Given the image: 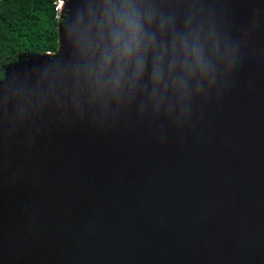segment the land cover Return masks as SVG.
<instances>
[{
  "label": "water",
  "instance_id": "95a60500",
  "mask_svg": "<svg viewBox=\"0 0 264 264\" xmlns=\"http://www.w3.org/2000/svg\"><path fill=\"white\" fill-rule=\"evenodd\" d=\"M82 1H64L57 53L0 80V264H264V0H162L220 47L206 93L158 113L86 74L98 0L42 83Z\"/></svg>",
  "mask_w": 264,
  "mask_h": 264
},
{
  "label": "clouds",
  "instance_id": "9594fccd",
  "mask_svg": "<svg viewBox=\"0 0 264 264\" xmlns=\"http://www.w3.org/2000/svg\"><path fill=\"white\" fill-rule=\"evenodd\" d=\"M98 39L86 74L101 96L154 112L187 107L215 79L220 41L191 9L182 19L162 0H98Z\"/></svg>",
  "mask_w": 264,
  "mask_h": 264
},
{
  "label": "trees",
  "instance_id": "16d2710c",
  "mask_svg": "<svg viewBox=\"0 0 264 264\" xmlns=\"http://www.w3.org/2000/svg\"><path fill=\"white\" fill-rule=\"evenodd\" d=\"M55 1L0 0V80L22 54L58 52L63 20L54 10Z\"/></svg>",
  "mask_w": 264,
  "mask_h": 264
},
{
  "label": "bare ground",
  "instance_id": "6f19581e",
  "mask_svg": "<svg viewBox=\"0 0 264 264\" xmlns=\"http://www.w3.org/2000/svg\"><path fill=\"white\" fill-rule=\"evenodd\" d=\"M82 4V17L78 20L68 23L65 35L63 36L61 41V51L64 52L69 57V59H61L57 54L54 56L53 60L48 64L45 71L41 74V81L45 85L50 86L59 82V79L56 78V76L50 77V75L52 74V69L60 64V60L61 62L67 61L69 63V66H72L74 64L80 31L82 29V25L86 21L91 6V1L83 0ZM46 57L51 58L50 54L48 55V53L46 54ZM64 74L67 75V72H65ZM62 79H64V77H62Z\"/></svg>",
  "mask_w": 264,
  "mask_h": 264
},
{
  "label": "built area",
  "instance_id": "2783aa9c",
  "mask_svg": "<svg viewBox=\"0 0 264 264\" xmlns=\"http://www.w3.org/2000/svg\"><path fill=\"white\" fill-rule=\"evenodd\" d=\"M54 10L56 11V13L60 14V16L63 15V8H64V1L62 0H56L54 3ZM63 10V11H62Z\"/></svg>",
  "mask_w": 264,
  "mask_h": 264
},
{
  "label": "rangeland",
  "instance_id": "374dc122",
  "mask_svg": "<svg viewBox=\"0 0 264 264\" xmlns=\"http://www.w3.org/2000/svg\"><path fill=\"white\" fill-rule=\"evenodd\" d=\"M63 10H64V8H63ZM63 10H62V11H63Z\"/></svg>",
  "mask_w": 264,
  "mask_h": 264
}]
</instances>
